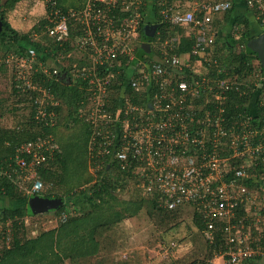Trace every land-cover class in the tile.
<instances>
[{
    "label": "built area",
    "instance_id": "obj_1",
    "mask_svg": "<svg viewBox=\"0 0 264 264\" xmlns=\"http://www.w3.org/2000/svg\"><path fill=\"white\" fill-rule=\"evenodd\" d=\"M58 1L42 0L48 56L40 57L33 46L0 56V67L12 68L17 90L36 94V121L54 126L60 118L55 107L61 100L47 81L65 74L75 83L86 82L79 85L83 92L76 115L90 127L89 154L97 170L125 172L132 166L141 176L143 193L157 197L161 206H198L207 224L206 239L216 243L215 231L221 234V250L206 264H250L264 258V114L255 124L258 113L253 110L264 108L263 83L255 86L258 95L251 98L253 107L248 102L249 113L235 112L224 103L226 92L239 86L210 76L211 62L218 60L205 59L207 73L194 69L201 52L215 43V20L233 2L156 0L160 21L186 26L196 42L190 52L167 55L163 50L165 55L155 59L140 53V26L147 23L146 13L139 10L144 0H85L80 8L66 11ZM246 6L264 28V0H246ZM37 37L35 32L32 40ZM173 38L171 50L179 41V36ZM69 41L88 51L86 65L74 62L67 68ZM195 54L200 58L192 60ZM120 75L135 94L122 96V116L115 118L108 94ZM150 89L155 90L152 96ZM60 151L53 134H36L16 146L10 159L0 155L1 184L9 180L27 198L48 195L50 185L39 177V169ZM0 189L5 193L4 185ZM3 216L0 207V232ZM60 218L65 221L67 215Z\"/></svg>",
    "mask_w": 264,
    "mask_h": 264
},
{
    "label": "trees",
    "instance_id": "obj_2",
    "mask_svg": "<svg viewBox=\"0 0 264 264\" xmlns=\"http://www.w3.org/2000/svg\"><path fill=\"white\" fill-rule=\"evenodd\" d=\"M3 0H0V21L2 22V29L0 31V47L8 52H18L23 53L26 51L29 47H36V49L39 52L40 57H46L49 54H47L46 50L48 49V44L32 40V35L35 32H41L42 29L45 27L47 20L45 17H42L40 20H38L32 29L21 32L17 29L13 28L10 23L6 20V10L8 9V6L4 8V5L2 3ZM13 4L18 0H13ZM80 1V0H79ZM186 1V0H185ZM233 2V6L231 9H229L226 13L223 15L222 21L217 22L216 25H214L217 32L220 34L221 27L223 28V24L225 23H233L236 24L239 21L243 20L245 23V29L242 33L241 37L239 39H235L232 35L228 37V41L226 44L224 43V46H236L240 45V51L236 52L235 50H231L228 56L222 57L218 54H215L213 56V59H217V63L211 62V65L209 67L210 76L215 79H226L228 80L232 85L239 86V89L237 90H230L226 93V99L224 106H226L227 110H237L243 111L249 113V110L252 108L248 106V102L251 101V98L254 96V91L256 90V85L259 80L262 81L263 87H264V78L260 79L259 75L262 74L264 76V68L262 67V64L260 62V59L256 52L251 50L247 46V41L251 38H254L261 33L264 32L263 28H258V33H252L250 32L251 23L249 17L247 16H235L237 12L240 10L237 8V0H231ZM245 1V0H244ZM9 2V1H7ZM59 5L62 7L64 11H66L69 8H80V2L78 0H59ZM84 3V2H83ZM82 3V4H83ZM140 12L146 13L147 18L145 19L147 23H141L140 26V37L144 39L146 42H151L154 40L157 36H161L162 39H165L164 37L166 34L175 36H180L179 41L177 42L176 49L170 51V55L174 52L181 54L183 52H190L193 50V46L195 44V38L192 34L188 33V28L186 26H183L181 24H171L165 21H160V6L157 4L156 0H144L140 7ZM243 12H240V14H243L245 11L247 12L248 8L247 6L243 9ZM127 13H123L122 15H126ZM152 15V17H150ZM235 19L233 20V18ZM253 20V19H252ZM145 21V22H146ZM255 25H257L255 19H254ZM259 23V22H258ZM156 27V30L154 32V36L150 37L146 35L147 27ZM220 28V30H219ZM151 31V29H150ZM77 32L73 31L71 33V37L74 38L76 36ZM160 38V37H159ZM45 39H49L47 34H45ZM47 40L46 42H48ZM144 41V42H145ZM45 42V41H44ZM143 42V43H144ZM50 43V41H49ZM72 41H69L65 44L67 47V51L71 54V47L70 45ZM142 43V44H143ZM218 44V36L215 40V43L212 46H217ZM151 47V43H150ZM209 50V49H208ZM216 50H219V47H216ZM222 50V49H220ZM68 53V54H69ZM140 53H147L144 49L140 48ZM151 53V52H150ZM149 53V54H150ZM200 58L198 54H195L193 56L192 60H196ZM256 60V63L253 64V62ZM87 60L84 62V60L78 61L79 66H84L87 64ZM77 63V62H75ZM85 63V64H81ZM71 65L68 63L67 68H69ZM3 68V66L0 67V69ZM67 70V69H65ZM58 80H51L47 81V85L53 87L54 91L63 97V100H65L66 104L68 105V113L66 116L72 121L82 122L86 126L87 134H88V140L90 137V127L87 123H84L80 119L77 118L76 112H77V104L76 101L80 99V95L82 94V89L79 85H85L87 86L86 82L78 81L73 82L71 79H69L68 75H59ZM120 80V82H119ZM214 92H219V88L216 87ZM248 86V87H247ZM246 88V90L244 89ZM132 86H130V83L128 80H123V76L120 75L118 79L115 81L113 85L109 87V107L111 108L110 113L113 117H120L122 116L121 112L122 110L119 107L120 100H123L122 96H130L135 94L134 90H132ZM13 95L15 97V101H17L18 104H22L23 107H29L31 108V114L26 116L23 115L21 119H19L14 126L11 127H5L0 126V155L5 156V159H10L15 155V148L16 146L20 145L21 143L28 141V139L33 138L36 134H45V133H51L55 136L59 146H60V153L56 155V158L46 165L42 166L39 169V177L45 182V183H53V192L52 194H48L45 196H53V197H61L64 200L63 205L58 207L55 211L56 213H65L67 215V219L65 222H60V225L54 229H51L47 232H43L39 234L37 237L34 238H27L22 239V236L19 235L22 234V231L25 229V223H23V218L27 215H35L34 212H32L28 206H27V196L19 192V190L13 185L12 182L9 180L4 181L2 184L0 182V187L2 185L5 186L6 190L5 193L0 189V207L3 211V230L0 232V237L2 240L10 239V231L9 229V222L7 220H11L13 222V234L12 238L10 239L11 244L9 247H4L3 251L2 248L0 252V264H3V262H9L11 264H15L20 259H26L28 261L37 260L38 263H49L48 259V252L41 253L44 247L48 244H42V238H46V235H52L51 236V250L54 251L56 249V246L58 244V239H66L64 235V230L71 229V230H79V222H81L82 217L78 216H69L66 213L71 211H84L85 204L90 203V205L93 208L92 213L97 212L98 210H103L105 213H113L114 217L112 218L113 221H120L121 218H124L127 215H134V212H137L140 207L143 205V202L145 200L140 199L134 200V203L126 202L128 204L127 207L121 206L119 207V210H115L116 204H113L112 201H117L116 196L113 195L114 190H116V187H118L120 181H127L131 177H136L138 181H141V178L137 176L135 173H133L132 166L129 167V169L125 170V172H121L120 170L116 171L119 173L118 177L115 179L109 178V177H103L101 182L96 185H94V189L92 193L89 195L85 189L77 190L74 188L75 191L72 192L70 195H66V193L63 195L60 192H57L56 189L59 186L66 185V177L70 174L73 176V172L69 171V163L70 159L67 154V151L65 149L66 142L61 141L59 137L57 136V129L60 127L61 119L58 120V124L56 126H51L48 123L43 122H37L35 119L36 111L34 110V103L36 99V94L33 92H20L17 90L16 85L13 86ZM149 94L152 96L155 94L154 89H150ZM144 98H146V93L143 94ZM201 101V98L199 99ZM33 107V108H32ZM56 110H62V106L55 107ZM251 108V109H250ZM33 109V110H32ZM257 109L258 116L256 117L255 124H258L259 116L264 114V108L259 107V105H256V108L253 107V110ZM63 111V110H62ZM252 112V111H250ZM67 118V119H68ZM74 121V122H75ZM75 122V123H77ZM67 126V125H66ZM61 129V128H60ZM59 130V129H58ZM63 131V130H62ZM65 144V145H63ZM79 174V173H78ZM56 184V186L54 185ZM124 186V184H122ZM142 197L144 199H148L154 208L155 211H157L160 214V217L162 220H173L178 215L182 214L185 210V205L177 207L175 209H169L166 207L161 206L158 203L157 197L147 196L143 193L142 190ZM69 200V201H67ZM122 203V202H119ZM131 204V205H130ZM191 205V204H187ZM131 208H130V207ZM192 206V219L195 222L196 227L201 230L205 235L207 224L204 222L202 212L200 208L196 205ZM125 208V209H124ZM127 209V212H130L128 214H125L124 211ZM95 209V210H94ZM132 210V211H131ZM115 213H114V212ZM60 214V215H61ZM107 223H110V221H106ZM4 232V233H3ZM54 232V233H53ZM60 234H62V238H60ZM94 235V233L92 234ZM215 236H217V242L216 243H210L207 239V242L210 244L209 249L211 255H215L216 252H219L221 250L220 247V239L221 234L220 231H215ZM94 238V237H93ZM206 238V237H205ZM49 239V238H48ZM262 241L264 242V232L262 234ZM98 240V239H97ZM41 241V242H40ZM91 241V240H90ZM40 243V244H39ZM55 244V245H54ZM76 245L79 246L80 240L75 242ZM96 244L98 245L99 242L96 241ZM87 253V252H86ZM42 255V256H40ZM59 256V255H58ZM60 257V256H59ZM264 258H257V260L251 261L250 264H264L263 263ZM62 259L61 257L58 258V262H60ZM29 262V261H28ZM57 262V263H58ZM18 264V263H17ZM52 264H56L55 259H53ZM206 264V263H202Z\"/></svg>",
    "mask_w": 264,
    "mask_h": 264
},
{
    "label": "rangeland",
    "instance_id": "obj_3",
    "mask_svg": "<svg viewBox=\"0 0 264 264\" xmlns=\"http://www.w3.org/2000/svg\"><path fill=\"white\" fill-rule=\"evenodd\" d=\"M84 1L78 0L81 3L80 6ZM13 2V0L2 1L4 8L17 5L15 10L10 11L12 12L10 17L8 15L6 19L7 21L10 19L8 22H10L13 28L28 27L29 22L23 19L25 13L31 18H36V12L40 17L44 15V12L46 15L42 0H18L14 4ZM16 11H23V13L18 14L20 16H12V14H17ZM235 16L249 17L250 22H253V24L251 23L250 32L258 33L257 26L254 20H252L251 14L247 12L240 14V12H237ZM222 26V30L219 28L220 34L218 33L217 46L219 50H216L217 46H209L201 52L203 56L202 60L200 63L198 61L194 63V69L198 73H207L206 68L203 66L206 58L213 57L215 54L225 57L228 56L231 50H235L236 52L240 51V45L229 47L224 46V43L226 44L230 35L235 39L241 37L245 29L243 20L236 24L224 22ZM44 30L45 27L41 32H38L36 41H41L43 44H46L50 39H45ZM164 38L162 39L159 35L150 42V56L152 58H161V55H165L163 50L167 52V55H170L171 48L176 44V40L170 34H166ZM47 40L49 41L46 42ZM140 41L144 42L145 40L140 37ZM71 50V55L65 58L66 63L72 65L74 62L78 63L79 59L84 60V62L87 60L88 51L80 50L75 45L71 47ZM5 54L6 51L0 47V56H4ZM254 63H256V60ZM14 79V72L10 66L5 65L0 69V126H14L19 119L23 118V115L28 116L31 114V108H24L22 104H18L15 101L16 99L12 93L13 86L15 85ZM257 95L255 93L254 97H257ZM58 96L61 100L60 103L63 111L59 109L56 111L62 121L56 133L61 141L66 142V145H63H65L70 159L69 171L73 172L74 175L71 176L69 174L66 177V185H58L56 191L63 195L65 193L66 195H70L75 191L74 188L77 190L85 189L90 195L94 189V185L96 183L99 184L103 177L115 179L119 173L114 169L106 171L105 173L96 169L94 159L89 154L90 149L86 126L82 122L74 120L77 122L75 123L66 116L68 113V105L62 96ZM252 101L249 102L251 107H253ZM137 176L141 177L140 175ZM45 185H50L47 191L48 194L54 193L52 182L45 183ZM54 185L56 186V184ZM113 195L118 199L117 201H112L113 204H116L115 210L117 211L121 206L127 207L128 204L126 202L134 203V200L139 201L140 199L145 201L140 209L134 212V215H127L116 222L112 219L114 217L112 212L105 213L103 210H98L92 213L93 208L90 203L85 204L84 211H66L68 217H82L81 222H79V230H64L66 239H58V244L53 252L50 251V241L53 234L50 236L46 235V238H42V244H49L44 247L41 253L46 254L49 251L48 259L46 260L50 262H41L38 264H52L53 259H55L56 264H202L203 262L207 263L208 261L215 260V255H211L210 253V244L207 242L204 233L196 227L192 219L193 208L191 205H185L183 213L175 219L162 220L160 214L154 210L150 201L142 197V181H138L136 177H131L127 181H120ZM127 209L124 211L125 214L130 213L127 212ZM60 214L49 210L41 214L25 216L22 220L26 226L22 234L19 233V235L22 236V239L34 238L43 232L58 227L62 221ZM106 221H110V223ZM8 224L11 239L14 231L12 226L13 222L10 220ZM93 233L94 235H92ZM59 237L62 238V234ZM10 239L8 238L5 241L0 237L2 251L4 247L10 246ZM78 240L81 243L79 246L75 244ZM96 241L99 242L98 245ZM58 255L62 259L60 262H58V258H60ZM28 261L26 259H20L15 264H37V260L33 261V263H31L32 260L28 259ZM3 264L11 263L7 261L5 263L3 262Z\"/></svg>",
    "mask_w": 264,
    "mask_h": 264
},
{
    "label": "water",
    "instance_id": "obj_4",
    "mask_svg": "<svg viewBox=\"0 0 264 264\" xmlns=\"http://www.w3.org/2000/svg\"><path fill=\"white\" fill-rule=\"evenodd\" d=\"M2 22L0 21V31L2 29ZM151 29V31H150ZM156 27H147L146 35L153 37ZM247 46L257 53L262 67L264 68V32L260 35L251 38L247 41ZM142 49L147 53L151 52L150 43L144 42L142 44ZM65 76V74L63 75ZM64 200L61 197H49L44 195H32L27 200L28 208L35 214H41L49 210H56L58 207L63 205Z\"/></svg>",
    "mask_w": 264,
    "mask_h": 264
},
{
    "label": "crops",
    "instance_id": "obj_5",
    "mask_svg": "<svg viewBox=\"0 0 264 264\" xmlns=\"http://www.w3.org/2000/svg\"><path fill=\"white\" fill-rule=\"evenodd\" d=\"M185 3H186V1H185ZM44 4V3H43ZM16 6L17 5H13L12 7H8V9H5L6 10V15H7V17H8V15H9V17H10V15H11V13L12 12H10L11 10H15L16 9ZM246 7V0L244 1V0H237V8L240 10L239 12H243L244 10V8ZM6 8V7H5ZM44 11H46L45 10V5H44ZM40 12H43V11H40ZM246 12V11H245ZM244 12V13H245ZM16 13L17 14H12V16L13 15H18V14H20V13H23V11H16ZM25 13V12H24ZM247 13H249V14H251L252 15V19L254 20L255 19V21H256V23H257V29L258 28H263L261 25H260V22L258 23V21H257V19H256V16L254 15V13H253V11L252 10H250V9H248L247 10ZM43 15V14H42ZM18 16H20V15H18ZM42 17H45V12H44V15L42 16ZM42 17H40V15H38L37 14V12H36V18H31L27 13H25L24 15H23V19L26 21V22H29V25H28V27L27 28H22V27H20V28H15V29H17L18 31H21V32H26V31H28V30H30V29H32L33 28V26H34V24L38 21V20H40ZM222 19H223V16L222 15H220L219 16V18L218 19H216L215 20V23L217 24V22H219V21H222ZM8 21H10V19L8 20ZM10 23V22H9ZM214 23V25H216ZM264 29V28H263Z\"/></svg>",
    "mask_w": 264,
    "mask_h": 264
},
{
    "label": "flooded vegetation",
    "instance_id": "obj_6",
    "mask_svg": "<svg viewBox=\"0 0 264 264\" xmlns=\"http://www.w3.org/2000/svg\"><path fill=\"white\" fill-rule=\"evenodd\" d=\"M49 197H53V196H49Z\"/></svg>",
    "mask_w": 264,
    "mask_h": 264
}]
</instances>
